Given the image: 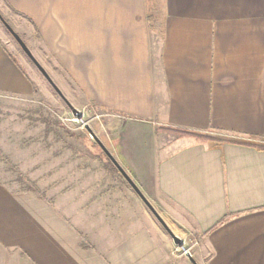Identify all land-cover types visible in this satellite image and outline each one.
I'll return each mask as SVG.
<instances>
[{"label": "crops", "instance_id": "0c3cea01", "mask_svg": "<svg viewBox=\"0 0 264 264\" xmlns=\"http://www.w3.org/2000/svg\"><path fill=\"white\" fill-rule=\"evenodd\" d=\"M0 1L116 118L121 166L197 264H264V148L159 130L264 142V0ZM0 92H31L1 39ZM124 196L95 217L0 182V264H192Z\"/></svg>", "mask_w": 264, "mask_h": 264}, {"label": "rangeland", "instance_id": "374dc122", "mask_svg": "<svg viewBox=\"0 0 264 264\" xmlns=\"http://www.w3.org/2000/svg\"><path fill=\"white\" fill-rule=\"evenodd\" d=\"M147 2L148 11L152 12L150 0ZM0 14L19 34L71 106L81 114L78 117L72 113L0 21V39L31 85V92L25 96L0 92V182L13 189L31 188L41 197L62 205L84 209L91 206L95 217L102 216L103 211L113 216L119 204L117 198L124 197L129 202L124 194L131 193L132 189L86 130L85 124L120 164L122 160L117 158L116 145L123 132L116 124V118L105 114L99 105L79 92L68 75L54 64L53 58L41 49L38 36H30L21 24H17L14 12L1 1ZM157 32H162L160 25ZM204 135L211 143L225 138L217 134ZM127 173L138 178L133 170ZM149 202L167 223L154 203ZM143 207L166 236L174 259L187 258L175 250L171 237L144 203ZM173 233L185 242L191 253L193 250L188 246L196 238L191 236L186 240Z\"/></svg>", "mask_w": 264, "mask_h": 264}, {"label": "water", "instance_id": "95a60500", "mask_svg": "<svg viewBox=\"0 0 264 264\" xmlns=\"http://www.w3.org/2000/svg\"><path fill=\"white\" fill-rule=\"evenodd\" d=\"M0 21L7 29V31L12 35L14 40L17 42L21 50L27 55V57L32 61V63L36 66V68L41 72L44 78L48 81V83L52 86V88L56 91V93L63 99V101L67 104V106L72 110V113L78 117H81V114L77 109L71 106V104L67 101V99L63 96L59 88L53 83L47 72L43 69V67L37 62L29 48L26 46L25 42L19 36V34L7 23V21L0 14ZM86 130L95 140V142L99 145L101 150L105 153L117 171L121 174L124 180L128 183V185L133 189V191L138 195L144 205L148 208V210L152 213V215L156 218V220L160 223L163 229L169 234L174 244L181 246L182 240L176 236L165 223V221L161 218V216L157 213L151 203L146 199V197L139 190L133 179L129 176V174L124 170V168L117 162V160L112 156V154L106 149V147L102 144V142L97 138L91 128L85 124ZM185 256L190 260L192 264H197L192 255L189 252H185Z\"/></svg>", "mask_w": 264, "mask_h": 264}, {"label": "trees", "instance_id": "16d2710c", "mask_svg": "<svg viewBox=\"0 0 264 264\" xmlns=\"http://www.w3.org/2000/svg\"><path fill=\"white\" fill-rule=\"evenodd\" d=\"M159 130L161 131H167L170 133L175 134L177 137H194L197 140H207L208 138H206V136L204 134H200L198 132L192 131V130H187V129H183V128H172V127H163L160 128ZM209 140V139H208ZM214 141V140H212ZM219 142H225V141H229V142H233V143H238V144H246V145H251V146H255V147H259V148H264V142L262 141H258V140H236V139H230V140H218ZM27 191H32L35 192L33 189L29 188L26 189Z\"/></svg>", "mask_w": 264, "mask_h": 264}, {"label": "built area", "instance_id": "2783aa9c", "mask_svg": "<svg viewBox=\"0 0 264 264\" xmlns=\"http://www.w3.org/2000/svg\"><path fill=\"white\" fill-rule=\"evenodd\" d=\"M175 246H176V248H175L176 251H181L183 254H185V252H188V249L185 247V242L184 241H182V245L181 246H178L176 244H175ZM172 253L174 254L173 251H172Z\"/></svg>", "mask_w": 264, "mask_h": 264}]
</instances>
